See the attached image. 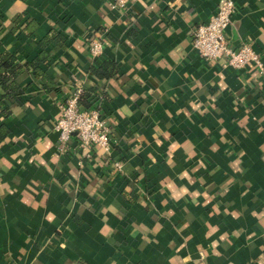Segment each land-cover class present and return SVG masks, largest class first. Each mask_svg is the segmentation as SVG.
Masks as SVG:
<instances>
[{
	"label": "crops",
	"instance_id": "1",
	"mask_svg": "<svg viewBox=\"0 0 264 264\" xmlns=\"http://www.w3.org/2000/svg\"><path fill=\"white\" fill-rule=\"evenodd\" d=\"M218 2L0 0V54L31 63L51 30L64 39L38 65L53 88L28 68L0 117V264H264V0H233L225 30L262 72L194 51ZM108 59L118 72L99 80L91 67ZM77 86L111 130L119 173L76 135L60 146L54 125Z\"/></svg>",
	"mask_w": 264,
	"mask_h": 264
},
{
	"label": "built area",
	"instance_id": "2",
	"mask_svg": "<svg viewBox=\"0 0 264 264\" xmlns=\"http://www.w3.org/2000/svg\"><path fill=\"white\" fill-rule=\"evenodd\" d=\"M127 3L128 0H109L108 5L110 10L121 12L126 10ZM233 12V0H219L216 10L208 22L196 27L192 47L197 55L204 60H223L226 66L236 70L253 64L259 72H262L263 66L260 57L250 44L242 42L237 48L229 46L225 30L231 24ZM88 52L94 61L102 55L101 34L93 36L89 40ZM83 93L82 87H75L60 106V116L54 125L60 146H64L72 135H76L79 139V148L82 151H87L92 146L99 148L108 155L107 162L111 165L112 171L119 173L122 170V163L110 159L111 130L97 107L85 108L80 104V97Z\"/></svg>",
	"mask_w": 264,
	"mask_h": 264
},
{
	"label": "trees",
	"instance_id": "3",
	"mask_svg": "<svg viewBox=\"0 0 264 264\" xmlns=\"http://www.w3.org/2000/svg\"><path fill=\"white\" fill-rule=\"evenodd\" d=\"M37 23L29 21L23 26V33L26 36H31L37 28ZM64 39L55 30H51L45 37L38 41L37 46L40 49L34 62L19 63L16 58L8 52L0 54V117L7 118L10 115L9 105L18 101L19 97L24 94V89L17 83L16 79L22 75L28 68H32L34 73L40 78L43 84L52 89L53 83L49 76L41 72L38 65L46 62L48 54L46 47L55 43L56 46H62ZM91 72L99 80H108L115 76L118 72L116 64L112 60H105L101 65H94L91 67ZM90 92L83 93L80 97V104L85 108H90L92 101L89 99ZM98 108V107H97ZM99 109V108H98ZM4 126H0V138L5 134Z\"/></svg>",
	"mask_w": 264,
	"mask_h": 264
}]
</instances>
